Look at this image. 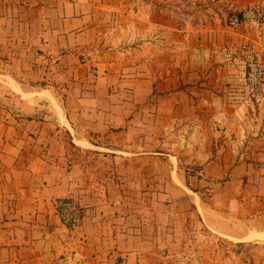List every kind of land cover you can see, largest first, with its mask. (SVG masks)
<instances>
[{"label":"crops","instance_id":"crops-1","mask_svg":"<svg viewBox=\"0 0 264 264\" xmlns=\"http://www.w3.org/2000/svg\"><path fill=\"white\" fill-rule=\"evenodd\" d=\"M177 1L0 0V264H166L195 217L264 264V99Z\"/></svg>","mask_w":264,"mask_h":264},{"label":"rangeland","instance_id":"rangeland-1","mask_svg":"<svg viewBox=\"0 0 264 264\" xmlns=\"http://www.w3.org/2000/svg\"><path fill=\"white\" fill-rule=\"evenodd\" d=\"M176 4V7L155 6L154 9L164 8L162 13L168 17L176 15L177 25L181 24L183 29L223 32L229 39V43H224L226 45L221 48L224 58L227 57L226 48L242 39L256 44L262 51L264 61V0H182V3L177 1ZM132 9L137 12L136 7ZM233 15L239 17L240 25L230 34L228 23ZM133 28L137 30L141 26L135 23ZM0 85L8 88L1 82ZM24 89L34 93L46 91L40 86H22V91ZM31 101L29 98L23 102L32 105L34 100ZM255 254L252 247L208 230L195 217L186 221L183 239L173 248L166 264H254L252 257Z\"/></svg>","mask_w":264,"mask_h":264},{"label":"built area","instance_id":"built-area-1","mask_svg":"<svg viewBox=\"0 0 264 264\" xmlns=\"http://www.w3.org/2000/svg\"><path fill=\"white\" fill-rule=\"evenodd\" d=\"M240 25L238 16L233 15L228 23V31L233 34ZM260 48L249 41L240 40L226 48L227 57L238 58L244 67V89L248 97L261 101L264 99V61ZM82 62L89 64L90 73L97 74V70L91 65L90 57H83ZM53 211L61 224L70 231H77L90 210L91 206L87 202L80 201L71 196L59 197L53 201ZM73 263L78 262V255L73 252L70 256Z\"/></svg>","mask_w":264,"mask_h":264},{"label":"bare ground","instance_id":"bare-ground-1","mask_svg":"<svg viewBox=\"0 0 264 264\" xmlns=\"http://www.w3.org/2000/svg\"><path fill=\"white\" fill-rule=\"evenodd\" d=\"M7 83V82H6ZM8 84V83H7ZM9 87V86H8Z\"/></svg>","mask_w":264,"mask_h":264}]
</instances>
